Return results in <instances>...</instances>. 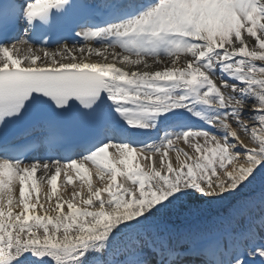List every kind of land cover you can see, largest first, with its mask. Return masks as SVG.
Instances as JSON below:
<instances>
[{
  "label": "snow or ice",
  "instance_id": "6c2138e0",
  "mask_svg": "<svg viewBox=\"0 0 264 264\" xmlns=\"http://www.w3.org/2000/svg\"><path fill=\"white\" fill-rule=\"evenodd\" d=\"M0 264H264V0L0 4Z\"/></svg>",
  "mask_w": 264,
  "mask_h": 264
},
{
  "label": "bare ground",
  "instance_id": "6f19581e",
  "mask_svg": "<svg viewBox=\"0 0 264 264\" xmlns=\"http://www.w3.org/2000/svg\"><path fill=\"white\" fill-rule=\"evenodd\" d=\"M92 59L94 60L95 57L93 56ZM111 155H112V153L109 152V158H111ZM172 157H173L172 158V162H173V164H175L174 153L172 154ZM140 162L143 163L142 160ZM86 167H88V169H89V175H91L92 173L95 172V168L92 167L90 164L86 165ZM69 174L73 176V180H72L71 184H68L66 181L63 180V175H64L63 172H61L58 175L57 181L54 182L56 184V196L62 195L64 197H68V196L71 195L73 189H79V187L83 184V181H80L79 179H77L75 177V172L70 171ZM38 176H39V173L36 174V177H37V181H38L39 185H41V192H40L39 196L41 197L40 198L41 201H43L44 194H45V189H46L47 186H46V181H44V182L39 181ZM121 179H123V177H121ZM92 182L97 183V180H96V178L94 176H92ZM84 187L86 189V185ZM56 196H54L52 198V203H55ZM34 200H35V197L32 196L31 202H33ZM64 207L66 208V205Z\"/></svg>",
  "mask_w": 264,
  "mask_h": 264
}]
</instances>
